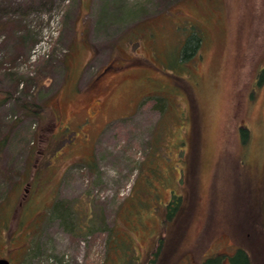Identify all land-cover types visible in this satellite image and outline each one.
Returning a JSON list of instances; mask_svg holds the SVG:
<instances>
[{
    "label": "rangeland",
    "instance_id": "1",
    "mask_svg": "<svg viewBox=\"0 0 264 264\" xmlns=\"http://www.w3.org/2000/svg\"><path fill=\"white\" fill-rule=\"evenodd\" d=\"M0 3V257L264 264V0Z\"/></svg>",
    "mask_w": 264,
    "mask_h": 264
},
{
    "label": "trees",
    "instance_id": "2",
    "mask_svg": "<svg viewBox=\"0 0 264 264\" xmlns=\"http://www.w3.org/2000/svg\"><path fill=\"white\" fill-rule=\"evenodd\" d=\"M5 9L6 8L0 3V13L2 11H5ZM7 24H8L7 20L6 21L3 20L2 16H0V37H1L2 33L5 31V29H6L5 27ZM263 75H264V71L261 73V76H263ZM21 104L24 105L25 107L29 106L28 101L22 102ZM163 108H164V105H162L160 107V109L162 111H163ZM28 110L31 113L38 115L42 111V108H40L39 106H37L35 108L29 106ZM240 132L244 133L245 131L241 130ZM175 197H176V195H175ZM263 200H264V197H263ZM171 208H172V205L168 208V214H167L168 216H171L170 214L173 213V210L170 212ZM262 211H264V201H263ZM51 214L52 215L55 214L56 216H64V217L67 215H70L69 205L66 204L64 206V204L62 202L56 201L53 204ZM227 260H228L229 264H251L250 257H248L247 253L242 248H238L233 255L216 254L215 256H210V257L204 258V261L202 262V264H225V262H227Z\"/></svg>",
    "mask_w": 264,
    "mask_h": 264
},
{
    "label": "water",
    "instance_id": "3",
    "mask_svg": "<svg viewBox=\"0 0 264 264\" xmlns=\"http://www.w3.org/2000/svg\"><path fill=\"white\" fill-rule=\"evenodd\" d=\"M0 264H13V263L6 257H0Z\"/></svg>",
    "mask_w": 264,
    "mask_h": 264
}]
</instances>
